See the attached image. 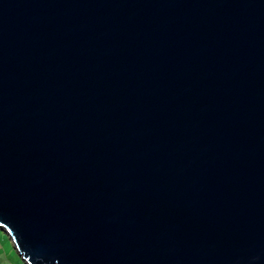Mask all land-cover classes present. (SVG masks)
<instances>
[{"label": "water", "instance_id": "obj_1", "mask_svg": "<svg viewBox=\"0 0 264 264\" xmlns=\"http://www.w3.org/2000/svg\"><path fill=\"white\" fill-rule=\"evenodd\" d=\"M0 228L28 264H264V0H0Z\"/></svg>", "mask_w": 264, "mask_h": 264}, {"label": "rangeland", "instance_id": "obj_2", "mask_svg": "<svg viewBox=\"0 0 264 264\" xmlns=\"http://www.w3.org/2000/svg\"><path fill=\"white\" fill-rule=\"evenodd\" d=\"M0 264H27L13 246L9 235L0 228Z\"/></svg>", "mask_w": 264, "mask_h": 264}, {"label": "clouds", "instance_id": "obj_3", "mask_svg": "<svg viewBox=\"0 0 264 264\" xmlns=\"http://www.w3.org/2000/svg\"><path fill=\"white\" fill-rule=\"evenodd\" d=\"M26 262V261H25ZM28 264V263H27Z\"/></svg>", "mask_w": 264, "mask_h": 264}]
</instances>
